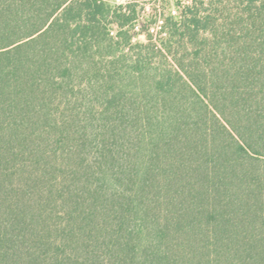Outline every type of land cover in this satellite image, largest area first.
I'll use <instances>...</instances> for the list:
<instances>
[{
    "label": "trees",
    "instance_id": "trees-1",
    "mask_svg": "<svg viewBox=\"0 0 264 264\" xmlns=\"http://www.w3.org/2000/svg\"><path fill=\"white\" fill-rule=\"evenodd\" d=\"M0 264H264V0H0Z\"/></svg>",
    "mask_w": 264,
    "mask_h": 264
},
{
    "label": "rangeland",
    "instance_id": "rangeland-1",
    "mask_svg": "<svg viewBox=\"0 0 264 264\" xmlns=\"http://www.w3.org/2000/svg\"><path fill=\"white\" fill-rule=\"evenodd\" d=\"M111 1H116L118 3H124V2H128L131 0H111ZM138 10L141 12L140 14H142V8H144V13L149 14V13H153V8H155V3L154 1H144L138 4ZM152 9V10H151ZM139 41H144V38L142 36L138 37Z\"/></svg>",
    "mask_w": 264,
    "mask_h": 264
}]
</instances>
